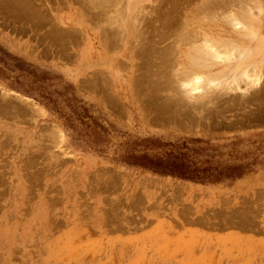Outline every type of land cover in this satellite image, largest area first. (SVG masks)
Returning <instances> with one entry per match:
<instances>
[{
  "label": "rangeland",
  "instance_id": "374dc122",
  "mask_svg": "<svg viewBox=\"0 0 264 264\" xmlns=\"http://www.w3.org/2000/svg\"><path fill=\"white\" fill-rule=\"evenodd\" d=\"M205 1L0 0V264H264V0ZM239 21L192 93L182 37ZM173 39L172 72L152 48ZM48 57L75 69L32 59ZM145 138H199L251 171L199 184L125 164L161 151Z\"/></svg>",
  "mask_w": 264,
  "mask_h": 264
},
{
  "label": "trees",
  "instance_id": "16d2710c",
  "mask_svg": "<svg viewBox=\"0 0 264 264\" xmlns=\"http://www.w3.org/2000/svg\"><path fill=\"white\" fill-rule=\"evenodd\" d=\"M47 109H52L43 103ZM83 117V116H82ZM146 146L159 147L160 152H129L123 162L159 176H170L199 184H213L241 178L251 171L252 163L222 164L215 162L208 153L207 143L199 138H188L175 142H163L157 138H145ZM214 150V149H212Z\"/></svg>",
  "mask_w": 264,
  "mask_h": 264
},
{
  "label": "bare ground",
  "instance_id": "6f19581e",
  "mask_svg": "<svg viewBox=\"0 0 264 264\" xmlns=\"http://www.w3.org/2000/svg\"><path fill=\"white\" fill-rule=\"evenodd\" d=\"M22 1H23V0H22ZM33 1H34V0H33ZM158 1H159V0H158ZM206 1H207V0H206ZM244 1H245V0H244ZM18 2H19V1H18ZM107 2H109V1H107ZM208 2H210V1L208 0ZM208 2H206V3H208ZM220 2H221V1H220ZM229 2H230V1H229ZM167 3H168V2H167ZM254 3H255V2H254ZM256 3H257V2H256ZM159 4H160V3H158V5H159ZM227 4H228V1H227ZM235 4H236V3H235ZM246 4H247V3H246ZM205 5H208V4H205ZM250 6H251V5H250ZM250 6L248 5V7L251 8V10H253V9H252V6H251V7H250ZM97 7H98V6H97ZM100 7H101V6H100ZM113 7H114V6H113ZM230 7H232V6H229V8H230ZM22 8H23V7H22ZM30 8H31V7H30ZM204 8H205V7H204ZM238 8H239V10H240V7H238ZM201 9H202V8H201ZM241 9H242V8H241ZM243 9H245V8L243 7ZM237 10H238V9H237ZM239 10H238V13H239ZM251 10H250V11H251ZM13 11H14V10H13ZM18 11H19V10H18ZM216 11H217V10H216ZM222 11H223V10H222ZM253 11H254V10H253ZM156 12H157V11H156ZM227 12L230 13L229 10H228ZM227 12H225L226 15H228ZM251 12H252V11H251ZM256 12H257V11H256ZM145 13H146V12H145ZM149 13H150V12H148V15H149ZM220 13L223 14L224 12H220ZM220 13H218V14H220ZM225 13H224L223 15H225ZM143 14H144V13H143ZM240 14H241V13H240ZM251 14H254V12L251 13ZM256 14H257V13H256ZM256 14H255V15H256ZM18 15H19V14H18ZM145 15H146V14H145ZM150 15H151V14H150ZM163 15H165V14H163ZM168 15H169V14H168ZM168 15H167V16H168ZM220 15H221V14H220ZM223 15H221L220 18H221ZM28 16H29V15H28ZM216 16H217V15H216ZM229 16H230V15H229ZM231 16H232L233 18H232ZM231 16H230L231 19L236 18V14H231ZM38 17H39V16H38ZM164 17H166V16H164ZM42 18H43V17H42ZM149 18H150V17H149ZM166 18H168V17H166ZM182 18H183V17H182ZM218 18H219V17H218ZM225 18H228V19H229V17H227V16H226ZM225 18H223V19H225ZM241 18H242V17H241ZM241 18H240V19H241ZM38 19H39V18H38ZM163 19H164V18H163ZM168 19H169V18H168ZM240 19H237V20H240ZM34 20H35V19H34ZM42 20H43V19H42ZM44 20H45V19H44ZM44 20H43V21H44ZM114 20H115V19H114ZM150 20H151V18H150ZM166 20H167V19H166ZM170 20H171V19H170ZM204 20H205V19H204ZM161 21L164 22V20H162V19H161ZM168 21H169V20H168ZM212 21H213V20H212ZM140 22H141V21H140ZM181 22H182V21H181ZM47 23H48V22H47ZM137 24H138V23H137ZM157 24H158V23H157ZM162 24H163V23H162ZM224 24H225V23H224ZM226 24H227V22H226ZM232 24H233V23H232ZM140 25H141V24H140ZM160 25H161V24H160ZM186 25H187V24H186ZM235 25H236V29H238V30H241V29H242V25H241L240 21L237 22ZM263 25H264V24H263ZM183 26H184V25H183ZM54 27H55V26H54ZM46 28H47V27H46ZM60 28H61V27H60ZM156 28H157V29H156ZM172 28H173V27H172ZM185 28H186V27H185ZM218 28H219V27H218ZM54 29H55V28H54ZM54 29H53V30H54ZM144 29H145V28H144ZM146 29H147V28H146ZM155 29L157 30V31H156L157 34H158L157 36H159V37H157V39H158L159 42L164 41L169 35L171 36V35L173 34L172 32H170V34H169L168 30L171 31L172 29H170L169 27L164 26V25L161 26V28L155 27ZM155 29H154V31H155ZM233 29H234V28H233ZM116 30H117V29H116ZM175 30H176V29H175ZM175 30H173V31H175ZM191 30H193V29H191ZM194 30H195V29H194ZM55 31H57V30H55ZM65 31H66V30H65ZM71 31H72V30H71ZM148 31H149V30H148ZM152 31H153V30H152ZM152 31H151V32H152ZM50 32H51V31H50ZM63 32H64V31H63ZM69 32H70V31H69ZM193 32H194V31H193ZM72 33H73V32H72ZM143 33H144V32H143ZM174 33H175V32H174ZM65 34H66V32H65ZM67 34H68V33H67ZM69 34H70V33H69ZM147 34H148V33H147ZM147 34H146V35H147ZM202 34H203V33H202ZM144 35H145V34H144ZM152 35H153V34H152ZM187 35H189V37H190V35H191L190 32H189V34H187ZM187 35H186V36H187ZM61 36H62V35H61ZM154 36H155V35H154ZM154 36H153V37H154ZM165 36H167V37L163 40L162 38H164ZM182 36H183V35H182ZM182 36H181V37H182ZM186 36H185V37H186ZM191 36H192V35H191ZM193 36H194V35H193ZM208 36H211V34H210V33H209V34L206 33V34H204L203 36L200 37L201 39H198V40H197V38H199V37L195 38V37H196V34H195L194 38H191V37H190V38H191V39H190V40H191L190 42H189V40H187V39H189L188 37H187L186 39L184 38V36L182 37V39L180 38L181 40H183V39L185 40V41H183L184 44L189 43V45H190L189 47H190L191 49H192V47H193L192 50L195 49V52L192 51L191 49H189V50H191L193 53H190V52L187 53L186 50H185L186 53H185L184 51H181L182 54L185 53V54H183V55H184V61H183V62H184L185 65H186V68H185V69H183V67H185V65L182 66V63H180L181 65L178 64V66H175V65H177V63L174 62V63H176V64H175V65H172V64H174L173 61H171V60H170V61L167 60V57H166V56L170 57L169 55H171V53L175 54V52H171V50H172L171 48H172V45H174V43H176V40H177L178 38H177L176 40L173 39V40H174V41L172 40L173 43H172V44L169 43L170 45L168 44V47H167L166 45H165L166 48L163 46L162 50H160V53H161V54H159V55H161V56H158L157 50H155L154 48H152L153 51L156 52V54H157V56H156V57H157V60H158L159 57L161 58V59L159 58V60H161V63H162L163 66H165V69L168 67L167 69L169 70V68L171 67V68H172V72H173V70H175V69H174L175 67H176V69H177V67H181V66H182V68L180 69V71H181V70H182V71L185 70V72L187 73V71H192L191 69H194V71H195V68H196V69L198 68V71L200 72L199 74H197V73H196L197 71H196L195 73L193 72V73L195 74V76H194V75L191 76L193 73L190 75L191 77H194V78L197 80V81L194 80V78H192L193 80L191 79L192 81L196 82L195 84H194V82H193V84H194L193 89H194L195 91H194V90H193V92L191 91L192 93H194V92H198V93H199V92L201 91V88H200V87H202L201 84H202V82H204V78H207V77L209 76V75H207V74H208L209 70L211 69V66H213L212 64L210 65V63L207 64L208 62H210V57H211V56H214V57L217 59V58H219V56L221 55L220 53H222V51H224V50L221 51V47H222V45H224V43H223V41H222L223 39H221V40L219 39V37H221V36H219V34L215 36V37H216V40L218 41V43H217V41H216L214 38L211 37V38H212V39H211V38H208ZM212 36H213V35H212ZM217 36H218V39H217ZM137 37H138V36H137ZM213 37H214V36H213ZM66 38H67V37H66ZM169 38H170V37H169ZM154 39H156V38L154 37ZM180 39H178V40L180 41ZM192 39H194L193 42H194V43L196 42L197 45H196V43H195L194 45H193V43H191V42H192ZM195 39H196L198 42H197ZM209 39L214 40L215 43H214V41H213V44H214V45L217 44V47H218V48L214 47L212 43L209 44V42H211V40H210L209 42L206 41V40H209ZM117 40H118V39H117ZM142 40H143V39H142ZM152 40H153V39H152ZM186 40H187L188 42H186ZM226 40H227V39H226ZM153 41H154V40H153ZM204 41H205V42H204ZM150 43H151V42H150ZM150 43H149V45H150V48H151V44H150ZM153 43H154V42H153ZM155 43H157V41H156ZM167 43H168V42H167ZM180 43H181V42H180ZM201 43H202V44H201ZM177 44H178V43H177ZM199 44H200V45H199ZM154 45H155V44H154ZM156 45H157V44H156ZM158 46H159V45H158ZM176 46H177V45H176ZM215 46H216V45H215ZM145 47H147V46H145ZM177 47H178V46H177ZM224 47H225V46H224ZM224 47H222V48L224 49ZM142 48H143V47H142ZM147 48H148V47H147ZM219 48H220V49H219ZM144 49H145V48H144ZM174 50H176V49H174ZM153 51L150 50L151 53H152ZM158 51H159V50H158ZM172 51H173V50H172ZM197 51H198V52H197ZM220 51H221V52H220ZM148 52H149V51H148ZM181 52H180V53H181ZM246 52H247V51H246ZM62 53H63V52H62ZM238 53H239V52H238ZM152 54H153V53H152ZM156 54H155V55H156ZM173 54H172V55H173ZM195 54H198L199 59H196V57L194 58ZM153 55H154V54H153ZM177 55H178V53H177ZM196 56H197V55H196ZM235 56H236V54H235ZM146 57H147V56H146ZM151 57L153 58V56H151ZM156 57H155V58H156ZM171 57H172V56H171ZM220 57H221V56H220ZM172 58H173V57H172ZM181 58H182V56H181ZM152 60H156V59H152ZM159 60H158V63H159V65H161V63L159 62ZM214 60H215V59H214ZM220 60H221V59H220ZM222 60H223V59H222ZM176 61H177V60H176ZM196 61H197V62H196ZM211 61H212V57H211ZM143 62H144V61H143ZM154 62H156V61H154ZM179 62H180V61H179ZM195 62H196V63H195ZM198 62H199V63H198ZM184 63H183V64H184ZM217 63H219V62H217ZM146 64H147V63H146ZM149 64H150V63H149ZM193 64H195V67H194ZM196 64H199V65L196 67ZM219 64H220V63H219ZM136 65H137V64H136ZM162 65H161V67H162ZM191 65H193L194 68H191ZM204 65H206V66L208 65V67L206 68ZM141 66H143V65H141ZM145 66H146V65H145ZM147 66H151V67H152V66H154V65H147ZM172 66H173L174 68H173ZM143 67H144V66H143ZM189 67H190V68H189ZM147 68H150V67H147ZM162 68H163V67H162ZM143 69H144V68H143ZM158 69H159V68H158ZM165 69H162V70H165ZM167 69H166V71H168ZM186 69H187V70H186ZM147 70H149V69H147ZM156 70H157V69L155 68V71H156ZM159 70H160V69H159ZM159 70L157 71V73H158V72H162V73H163V71H161V70L159 71ZM170 70H171V69H170ZM201 70H202V72H201ZM155 71H154V72H155ZM166 71H165V72H166ZM178 71H179V70H178ZM180 71H179L178 74H181L182 71H181V72H180ZM151 72H152V71H150V73H151ZM174 72H175V71H174ZM183 72H184V71H183ZM183 72H182V73H183ZM212 72H213V71H212ZM218 72H219V70H218ZM150 73H149V74H150ZM168 73H169V72H168ZM176 73H177V72H176ZM204 73H207V74H204ZM209 73H210V72H209ZM149 74L147 73V76H148ZM183 74H184V73H183ZM183 74H181V75L183 76ZM188 74H190V72H189ZM151 75H152V77H155V76H153V73H152ZM161 75H162V74H160V76H161ZM167 75H168V74H167ZM147 76H146V77H147ZM149 76H150V75H149ZM170 76H171V75H169L168 77H170ZM206 76H207V77H206ZM210 76H211V75H210ZM144 77H145V76H144ZM150 77H151V76H150ZM168 77H167V78H168ZM184 77L187 78L186 76H184ZM188 77H189V76H188ZM191 77H189V78H191ZM173 78H174V77H173ZM175 78H176V77H175ZM185 78H184V79H185ZM149 79H151V78H149ZM155 79H156V78H155ZM155 79L152 80V81H154V83L157 82V80H160L161 78H160V79H157L156 81H155ZM168 79H169V78H168ZM184 79H183V80H184ZM208 79L210 80V78H208ZM183 80H181V81L183 82ZM186 80H188V78H187ZM186 80H185L183 83L188 84V85H189V83H191L190 85H192V81H186ZM164 81H165V83H166V80H164ZM176 81H177V80H176ZM135 82H136V81H135ZM160 82H163V81H160ZM160 82H159V84H160ZM169 82H171V81H169ZM172 82H173V81H172ZM188 82H189V83H188ZM154 83H153V84H154ZM176 83H177V82H176ZM183 83H182V84H183ZM151 84H152V83H151ZM159 84H158V85H159ZM167 84H168V83H167ZM171 84H172V83H171ZM160 85L162 86V83H161ZM160 85H159V86H160ZM174 85H175V84H174ZM190 85H189V86H190ZM202 85H203V84H202ZM159 86H158V88H157V84H155V87H156L157 90H159ZM161 86H160V88H161ZM164 86H166V85H164ZM175 86H176V85H175ZM185 86H186V85H185ZM169 87H170V85H169ZM186 87H188V86H186ZM162 88H164V87H162ZM157 90H156V91H157ZM189 90H190V89H189ZM154 91H155V90H154ZM154 93H155V92H154ZM201 93H202V92H201ZM193 95H194V94H193ZM195 95H196V94H195ZM197 95H198V94H197ZM201 96H202V95H201ZM155 100H156V99H155ZM217 100H218V99H217ZM206 103H207V102H206ZM200 107H201V106H200ZM3 108H5V107H3ZM165 113H166V112H165ZM8 114H9V113H8Z\"/></svg>",
  "mask_w": 264,
  "mask_h": 264
},
{
  "label": "crops",
  "instance_id": "0c3cea01",
  "mask_svg": "<svg viewBox=\"0 0 264 264\" xmlns=\"http://www.w3.org/2000/svg\"><path fill=\"white\" fill-rule=\"evenodd\" d=\"M206 2H208V1H205V4H207ZM209 3V2H208ZM234 29H236V28H234ZM234 29L233 28H231V26L230 27H227V28H225L224 26L222 27V28H220V31H219V36H221V37H219V39L221 40V39H223L222 41H223V43L226 45V39H228V40H234V41H236V36H235V33L233 32L234 31ZM222 30L224 31V32H228V34H226V33H222ZM11 43V42H10ZM227 46V45H226ZM86 49H87V45H85L83 48H82V50H81V52H80V56H81V58H83L84 57V55H85V52H86ZM33 59V61H35V62H40V63H42V62H45V63H47L48 65H51V66H56L58 69H60L62 72H64L66 69H70L71 71L72 70H74L75 68H74V65H67L66 63H64V61H61V60H59V59H56L55 57L53 58V57H48L46 60H43V59H41L40 61H39V58H32ZM42 61V62H41ZM67 71V70H66ZM9 92L10 93H13V94H15V95H19V96H21V97H23V98H25V99H27V100H29L30 99V97H28V96H25V95H22V94H20L19 92H17V91H15V90H12V89H9ZM23 105H25L28 109H29V104L28 103H26V102H24V103H22ZM41 110H42V112L43 113H45V112H47V110L43 107V106H41V105H39L38 106ZM25 120V119H24ZM13 121H8V123L7 124H0V127H10V128H12V129H15V124L14 123H12Z\"/></svg>",
  "mask_w": 264,
  "mask_h": 264
}]
</instances>
